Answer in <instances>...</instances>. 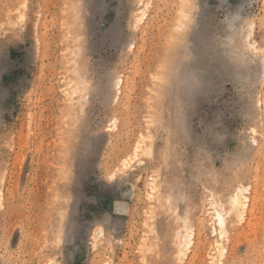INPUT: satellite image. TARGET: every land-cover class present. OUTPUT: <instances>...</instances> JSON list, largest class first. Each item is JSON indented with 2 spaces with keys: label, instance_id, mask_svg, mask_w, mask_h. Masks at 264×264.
Segmentation results:
<instances>
[{
  "label": "rangeland",
  "instance_id": "374dc122",
  "mask_svg": "<svg viewBox=\"0 0 264 264\" xmlns=\"http://www.w3.org/2000/svg\"><path fill=\"white\" fill-rule=\"evenodd\" d=\"M0 264H264V0H0Z\"/></svg>",
  "mask_w": 264,
  "mask_h": 264
},
{
  "label": "bare ground",
  "instance_id": "6f19581e",
  "mask_svg": "<svg viewBox=\"0 0 264 264\" xmlns=\"http://www.w3.org/2000/svg\"><path fill=\"white\" fill-rule=\"evenodd\" d=\"M237 197L233 200V204L235 205V207L239 205V197L238 198ZM219 222L221 226L224 224V219L220 215H219Z\"/></svg>",
  "mask_w": 264,
  "mask_h": 264
}]
</instances>
